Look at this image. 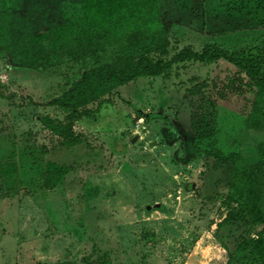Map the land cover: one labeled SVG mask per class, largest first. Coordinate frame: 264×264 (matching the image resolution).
I'll return each mask as SVG.
<instances>
[{"label":"rangeland","instance_id":"374dc122","mask_svg":"<svg viewBox=\"0 0 264 264\" xmlns=\"http://www.w3.org/2000/svg\"><path fill=\"white\" fill-rule=\"evenodd\" d=\"M79 1L0 0V264H237L264 237L262 224L223 223L234 158L253 164L264 143L245 129L255 83L225 59L186 60L79 108L72 137L54 134L67 112L47 103L119 58L115 44L96 57L54 36ZM157 4L163 53L133 44L121 57L213 48L264 61V0Z\"/></svg>","mask_w":264,"mask_h":264},{"label":"trees","instance_id":"16d2710c","mask_svg":"<svg viewBox=\"0 0 264 264\" xmlns=\"http://www.w3.org/2000/svg\"><path fill=\"white\" fill-rule=\"evenodd\" d=\"M79 5L81 17L78 21L57 28L54 36L64 42L81 43L96 57L106 54L107 47L115 44L117 49L113 54H119V58L86 71L66 95L47 103L67 112L66 125H50L54 134L72 137L73 122L88 113L80 112L79 108L103 98L129 81L159 76L172 64L186 60L204 63L218 59L232 63L255 83L256 91L245 129L264 132V61L247 63L213 48L199 54L183 49L168 61L152 60L147 53H137L135 58L130 53L121 57L124 49L128 50L133 44H138L136 48L148 46V52L155 50L158 54L163 53L164 45L160 42L165 44L166 36L157 0H80ZM256 150L259 160L253 164L245 163L240 155L234 158L227 195L230 203L237 208L228 213L223 223L246 219L250 225H264V143H259ZM52 170L57 175L56 180L62 178L64 171L61 168L55 166ZM243 244L239 249L249 250V253L231 254L230 260L237 264H264V237L261 234Z\"/></svg>","mask_w":264,"mask_h":264},{"label":"water","instance_id":"95a60500","mask_svg":"<svg viewBox=\"0 0 264 264\" xmlns=\"http://www.w3.org/2000/svg\"><path fill=\"white\" fill-rule=\"evenodd\" d=\"M137 138H138V137L135 136L134 138H132V139L130 140V142H131V143H135V141L137 140Z\"/></svg>","mask_w":264,"mask_h":264}]
</instances>
